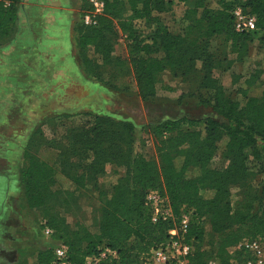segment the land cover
Masks as SVG:
<instances>
[{"label": "trees", "instance_id": "trees-1", "mask_svg": "<svg viewBox=\"0 0 264 264\" xmlns=\"http://www.w3.org/2000/svg\"><path fill=\"white\" fill-rule=\"evenodd\" d=\"M20 1L0 0V30L3 33L15 24ZM103 2L105 15L98 17V24L81 27L77 32L76 60L85 73L99 78L102 69L111 64L112 47L108 32L116 20L122 31L136 41V54L131 61L143 101L156 96L157 76L168 66L175 76L200 94L203 103L211 107L216 116L166 120L159 124L164 133L175 131L161 142L160 167L143 159L131 160L125 155L122 147L124 144L128 146L134 130L133 123L127 120L117 121L105 114L87 113L90 127L83 128V134L76 133L74 126H67V145L63 148L56 146L55 140H45L41 129L35 130L25 153L22 171L24 195L30 209L46 208L54 196L53 187L57 185L59 175L82 186L88 175H94L95 179L97 175H104L103 164L110 159L128 164L132 173L129 184L119 178L109 188L100 191L104 205L98 232L88 228L72 229L64 218L49 216L44 227L53 231L50 238L54 246L40 250L37 261L51 264L54 248L61 243L67 248L68 264H86L87 258L98 257L106 249L117 255H108L98 264H145L152 249L168 240V231L179 223L181 217H177L176 223L170 220L152 222L146 197L152 190L162 193L163 181L177 215L185 210L191 216L211 217L214 232L219 233L220 238L214 256L210 257L213 261L233 264L232 259L242 256V252L230 253L233 246L244 238L264 236L262 196L243 200L234 210L230 201L231 186L250 171L258 176L255 186L264 193V91L260 96H250L248 88L242 86L238 91L244 102L232 99L226 94L222 82L214 76V62L217 57L227 56L232 51H236L237 60H244L257 32H261L259 40L264 48V0H219L218 7H210L204 0H198L185 14L187 21L181 34H172L154 16L155 12L167 9L165 0ZM236 7L256 16L255 31H235L232 12ZM138 21L146 24L145 31L139 29ZM140 32L145 34L139 38ZM215 37H222L228 43V49L213 51L210 42ZM160 51L164 52V57H155ZM261 72L258 70L252 76L253 81ZM250 83L252 80H246V85ZM63 117L67 118L69 114ZM184 121L191 128L182 129ZM37 138L47 142L38 147ZM48 148L56 149L59 158H63L59 168L42 158ZM88 151L95 159L90 164L89 156L86 157ZM218 151L229 162L226 168L212 166ZM76 156L79 159L74 167ZM64 158L71 164L65 163ZM97 160L102 165L96 167ZM192 218L184 236L185 241L194 247L188 258L189 264H205L209 257L202 244L206 231ZM235 226L238 229H234Z\"/></svg>", "mask_w": 264, "mask_h": 264}, {"label": "rangeland", "instance_id": "rangeland-1", "mask_svg": "<svg viewBox=\"0 0 264 264\" xmlns=\"http://www.w3.org/2000/svg\"><path fill=\"white\" fill-rule=\"evenodd\" d=\"M204 1L210 7H218L219 0ZM88 2V0L83 1L84 4L82 3L78 10L56 9L53 13L47 11V14L43 13L42 10L40 16H38L39 13L37 14L38 10H34L33 14L36 16L35 19L40 18L41 27L49 19L55 22L56 16L59 17V22L68 24L64 34L66 36L65 41L63 42V45L66 46L65 49L68 50V33L69 36L73 34L76 36L79 28L88 26L83 21L84 14L92 10ZM197 2L198 0H188L187 3L179 0H165V9H167L160 13L155 12L154 16L158 17L162 26H165L172 34H181L187 21L185 14ZM104 15L105 11L97 17ZM137 23L141 31L146 30V24L141 21ZM142 34H145V32H140L139 38ZM128 36L129 34L120 28L118 21L114 20L113 27L108 32L112 47L110 55H112L113 60L111 64L102 69L99 78L86 74L77 62L76 57L74 60L69 55H65L64 61L66 63L64 61L61 63V69L63 68L66 71L60 72L56 77L57 83L52 84L53 88L47 90V93L49 91L51 93L47 94L45 91L43 97H40L43 104L38 105L37 111L25 110L28 113V128L41 129L45 140L48 142L55 140L56 146L63 148L67 145V126H74L76 133L83 134L85 131L83 128L90 127L87 113L105 114L117 121L127 120L133 123L134 130L128 146L124 144L122 147L125 155H129L131 160L135 158L143 159L160 167L162 163L160 157L161 142L170 135L175 134V131L164 133L158 127L159 124L166 120L202 119L216 116L212 108L203 103L200 94L190 87L189 83L182 81L178 75L175 76L173 70L168 66L164 72L157 76L156 96L149 101H143L138 93L131 61L132 56L136 54V41ZM260 36L261 32H257L253 43L250 44L248 56L244 60H237L236 51L215 59L214 76L222 82L226 94L234 100L244 102L243 95L238 91L242 86L248 88V95L250 96H260L264 91V48H261ZM210 43L213 51L219 52L228 49V43L222 37H215ZM75 48L77 50V47ZM155 57L163 58L164 52L160 51ZM258 70H262V72L259 78L253 81L252 76ZM248 79L252 80V83L246 85ZM28 89L27 93L34 92L33 87L31 89L28 87ZM34 95L28 96L29 99H27V102H32L29 104L31 108L35 104ZM30 107L28 108L30 109ZM64 114H69V117H63ZM181 128L188 129L191 127L184 121ZM45 142L38 138L35 141L38 147L44 145ZM88 154L86 155V157L89 156L88 164L95 162L93 153L89 152ZM41 156L55 167H58L63 160V158H59L58 151L53 148L43 152ZM78 159L79 157L76 156L73 163L74 167H77ZM64 160L65 163L69 162L71 164V161L67 158H64ZM110 160L103 164L104 175H97L96 179L94 175H88L82 186L59 175L58 183L53 187L54 196L46 208L28 210L29 220L32 223L34 220L36 221L41 239L39 240L44 250L54 246L44 227L45 222L50 218L49 216L55 215L64 218L72 229L88 228L93 232L99 231V222L104 205L100 191L109 188L119 178L125 179L129 184L132 174L131 167L128 164H119L117 159ZM228 163L222 152L218 151L213 158L212 166L222 169L226 168ZM95 164L96 167L102 165L98 160ZM80 170L78 169V172ZM244 176L238 183L231 186L230 201L232 210L239 206L243 200L253 196H262V203H264V193L255 186L258 176L251 171ZM162 189V195L169 200L163 181ZM172 212L173 216L170 221L174 223L177 222V217L179 218L185 214V210H181L180 214L177 215L173 208ZM191 217L202 224L206 231L202 244L209 257L206 259L205 264H223L222 260L213 261V257H210L211 255L214 256L217 241L220 238V234L214 232L215 226L211 217L208 215H192ZM236 228L238 229V226L234 227V229ZM224 234H221V237ZM39 250V247L38 249L27 248L13 253L12 258L17 260V264H39L37 261ZM91 258L93 257L87 258L86 264H94Z\"/></svg>", "mask_w": 264, "mask_h": 264}, {"label": "crops", "instance_id": "crops-1", "mask_svg": "<svg viewBox=\"0 0 264 264\" xmlns=\"http://www.w3.org/2000/svg\"><path fill=\"white\" fill-rule=\"evenodd\" d=\"M82 3L83 0H21L15 24L6 33L0 30V264H17L12 254L27 248L44 250L36 221L29 220L28 210L32 209L22 184L25 153L36 130L28 128L26 111H37L43 104L40 97L57 83L58 74L66 71L61 69L65 55L75 60L77 52V35L69 36L68 30V50L63 45L67 23L59 22L56 16L55 22L49 19L41 27L33 11L38 10L40 16L42 10L45 14L56 9L78 10ZM28 87H33L34 92L27 93ZM32 94L33 108L29 105L32 102H27Z\"/></svg>", "mask_w": 264, "mask_h": 264}, {"label": "built area", "instance_id": "built-area-1", "mask_svg": "<svg viewBox=\"0 0 264 264\" xmlns=\"http://www.w3.org/2000/svg\"><path fill=\"white\" fill-rule=\"evenodd\" d=\"M92 10L83 16L86 25H97L98 15L104 11L103 0H88ZM234 28L238 33H249L257 29V18L254 14L244 11L241 7L233 10ZM146 205L151 211L152 222H162L170 220L173 216L172 206L169 200L157 190H152L147 194ZM191 221V214L186 212L181 215L180 221L174 228L168 231L169 238L152 249L150 257L145 264H189V256L194 250L191 243L185 241V233ZM47 235L51 236L53 231L45 228ZM236 252H242L240 258L232 259L233 264H264V236L254 238H244L230 249L234 255ZM116 256L115 251L106 249L98 257L91 258L94 264L107 257ZM51 264H68L67 248L58 243L54 248V259Z\"/></svg>", "mask_w": 264, "mask_h": 264}]
</instances>
